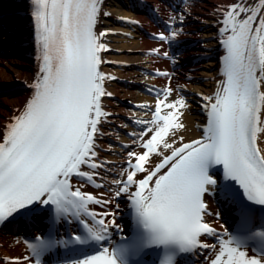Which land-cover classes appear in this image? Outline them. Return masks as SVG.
Returning <instances> with one entry per match:
<instances>
[{"label":"snow or ice","instance_id":"obj_1","mask_svg":"<svg viewBox=\"0 0 264 264\" xmlns=\"http://www.w3.org/2000/svg\"><path fill=\"white\" fill-rule=\"evenodd\" d=\"M99 3L100 0H30L41 64L32 85V97L23 111L12 118L0 142V223L42 211L38 206L43 205L52 206L49 211L55 213V218L89 215L97 225L90 227L80 219L84 232L69 241L37 237L38 243L32 245L37 257L70 242H104L108 240L109 227L115 226L105 219L97 220L87 205L101 201L79 188L73 190L71 183L73 176L93 180L92 173L81 170L82 165L93 170L103 167L94 162V135L100 118L108 115L101 109V97L111 94L104 92L105 76L98 71L102 62L99 53L108 50L100 42L107 33L97 36L94 31ZM260 3L264 5V0ZM261 11L243 3L226 10L221 29L225 36V79L213 97L204 98L208 101L207 125L201 139L179 147L165 140L169 129L180 125L174 124L172 111L161 114L162 109L184 106L185 101L169 103V88L157 94L163 99H157L153 119L144 122L156 127L141 129L139 136L145 151H129L126 180L115 181L120 185L115 196L128 194L136 228L118 247L104 248L102 254L73 264H128V257L146 254L148 248L163 251L160 264H174L178 253L208 247L199 238L214 233V229L202 222V196L209 185L217 184L210 173L218 165L222 166L224 179L238 185L246 201L264 206V154L256 147L257 133L264 125V15L258 16ZM157 38L161 42L170 39L164 33L157 34ZM149 134L150 139L145 140ZM158 146L171 150V154L163 155ZM152 154L163 155V160L149 170L145 165L150 163ZM138 173L147 174L136 179ZM132 187L134 192L130 191ZM239 211L244 218L247 205H240ZM255 235L264 244V231ZM242 246L238 240H229L212 264H261L260 259L246 258L240 250Z\"/></svg>","mask_w":264,"mask_h":264},{"label":"bare ground","instance_id":"obj_2","mask_svg":"<svg viewBox=\"0 0 264 264\" xmlns=\"http://www.w3.org/2000/svg\"><path fill=\"white\" fill-rule=\"evenodd\" d=\"M16 1L0 0V13L2 9L14 12V18L6 20L4 23L0 22V24H4L5 30H12L15 34L9 35L5 30L0 29V43L6 42L5 39L15 41L18 38L15 42L19 50L14 52L21 56L19 58L10 55V52L4 50L1 45L3 50L0 47V81L16 83L14 76L22 79L21 86L17 89L0 94V142H2L12 118L23 111L31 97L32 85L37 78L39 67L36 59H40V48H38V42L34 41L35 29L30 0ZM149 3L152 4V7L148 10L145 6ZM237 3H243L249 8L261 9L258 16L264 15V5L260 3V0H201L197 5H194L192 10L196 19L198 21L200 19L201 25L200 22H197L196 31L193 24L190 36L198 39L199 49H196L197 52H201V48L205 49V52H201L205 59L198 56L200 53L196 52L195 59L184 68L186 71L180 73L183 77L181 80L179 76L175 79L169 71L170 63L166 57L170 53L169 46L165 42L160 41V43L150 38V35L157 36L162 33V22L170 24L172 20L170 14L166 15L165 6L159 0H100L94 31L97 36L101 32L107 33L100 37V42L108 50L99 53L102 62L98 71L105 76L102 81L104 92L111 94L101 97V109L108 115L100 118L98 131L94 135V151L96 152L94 162L102 164L103 167L93 170L88 166H81L82 171L93 174V187L86 185L83 181L72 179L73 184L79 186L83 193L91 194L95 199L101 201L99 204L89 203L87 205L88 210L100 219L120 226L117 215L121 214L120 209H122L124 201H116L115 192L118 191L120 185L115 181L126 180L127 164L130 159L128 152L143 154L145 151L140 146L141 129L156 127V125L144 123L151 121L155 112L157 100L152 98V94L157 95L165 88L176 85L188 99L193 98L192 103L188 102L187 107L182 111L179 107H176V111L162 109L161 114L173 110V122L180 125L179 128L169 129V133L164 137L168 143L178 147L182 143L201 138L200 126L204 125L207 112L205 105L208 103L204 98L213 97L225 79L220 69L223 55L222 41L225 36L222 32L217 31L222 29V25L224 26V19L219 18L221 16H219L218 9H223L226 14V10ZM174 8H176L175 3ZM177 9L180 10V8ZM143 13L151 15L156 23L151 25ZM159 16L163 19H160ZM159 19L160 21H158ZM215 23L219 27L218 29L214 28ZM154 49H159V52H154ZM121 50L127 52L130 57L114 54ZM113 60H115L114 62L116 60L124 61L125 64L111 63ZM108 64H114L116 68H110ZM3 67H7V70ZM159 73H167V76ZM190 79L192 80L190 81ZM261 90L264 91V88ZM168 102L171 103L170 96H168ZM127 103H131V106L136 107L137 111L128 110L124 106ZM186 109H191V117L187 116L186 118ZM261 119L264 120V111L261 113ZM261 127L262 130L257 133L256 143L258 149L264 154V125ZM150 136L151 134L144 139H150ZM158 150L163 152V155L171 153V150H164L162 146H158ZM163 155L152 154L150 163L145 165L146 168L150 170L156 162L163 158ZM134 161L133 158L132 162ZM144 174L146 173H138L136 179ZM105 201L111 202L105 203ZM105 213L111 215L105 216ZM222 217V211L214 203L207 204L205 214L207 222L216 230L225 232L227 227ZM41 228V225L34 227L35 231ZM16 232L18 234L13 236L6 229L0 230V254L12 259L11 262L0 260V264H30L26 261L28 253L23 246V237L28 231L25 232L22 228L17 227ZM205 241L210 245V259L215 260L222 245L226 244L225 241L218 245L207 238ZM241 251L246 253V258H255L249 251ZM199 259L198 257L197 260L199 261ZM257 259H260L261 264H264V259Z\"/></svg>","mask_w":264,"mask_h":264},{"label":"rangeland","instance_id":"obj_3","mask_svg":"<svg viewBox=\"0 0 264 264\" xmlns=\"http://www.w3.org/2000/svg\"><path fill=\"white\" fill-rule=\"evenodd\" d=\"M123 42H125V41H123ZM123 42H121V43H123ZM116 56H125V57H130V55L127 53V52H125L124 50L122 51H119V52H115L114 53ZM10 58V57H9ZM115 60H113L111 63H123V64H125V62L124 61H119V60H116V62H114ZM119 61V62H118ZM106 63H108V62H106ZM108 66L110 67V68H116V66L114 65V64H108ZM3 68H5V70H7V67H3ZM14 79L15 78H17V79H21V77H16V76H14L13 77ZM151 96V95H150ZM177 97H180L179 99H181L182 98V96H180V95H178ZM1 98V97H0ZM187 102L185 101V104H186ZM184 104V105H185ZM128 110H133L134 112H136L137 111V108L136 107H134V106H131V103H127L126 105H124ZM185 109V107L184 106H180L179 105V109L182 111V109ZM186 118H187V116L188 117H190V115L188 114L189 112H188V110L186 109Z\"/></svg>","mask_w":264,"mask_h":264}]
</instances>
